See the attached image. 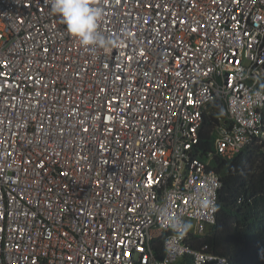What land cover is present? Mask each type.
I'll return each mask as SVG.
<instances>
[{"label":"built area","instance_id":"1","mask_svg":"<svg viewBox=\"0 0 264 264\" xmlns=\"http://www.w3.org/2000/svg\"><path fill=\"white\" fill-rule=\"evenodd\" d=\"M93 3L111 50L51 0H0V264H229L190 241L215 221L210 161L264 135V0Z\"/></svg>","mask_w":264,"mask_h":264},{"label":"trees","instance_id":"2","mask_svg":"<svg viewBox=\"0 0 264 264\" xmlns=\"http://www.w3.org/2000/svg\"><path fill=\"white\" fill-rule=\"evenodd\" d=\"M258 87L264 91V79ZM203 125L194 151L205 160L213 149L215 114L205 115ZM219 156L210 161L221 180L216 221L190 243L207 245L229 264H264V140L245 146L233 158ZM180 263L191 264L187 256Z\"/></svg>","mask_w":264,"mask_h":264},{"label":"clouds","instance_id":"3","mask_svg":"<svg viewBox=\"0 0 264 264\" xmlns=\"http://www.w3.org/2000/svg\"><path fill=\"white\" fill-rule=\"evenodd\" d=\"M51 8L52 11L55 14H58L61 18L63 24L65 25L66 32L77 40L81 47L94 51L96 49L111 50L116 45V40L106 37L99 31L100 22L104 18L105 10L103 7L94 4L93 0H51ZM205 115H209V111H206L203 114V122L199 129L200 133L203 129L202 126L204 124ZM262 130H264V125L262 126ZM263 140L264 135H260L259 140L253 141L250 144L254 142L259 143ZM211 194L212 193L210 191L208 195ZM193 198L202 209L207 210L211 208L214 210L213 201L209 200L207 195L204 196L200 202H198L195 197ZM215 221L207 225L205 232L208 231V227L214 224ZM171 227L175 236L182 239L192 228V224L189 222L185 223L183 228H181L179 222H177L176 224L171 225ZM168 243V241L165 242L166 249Z\"/></svg>","mask_w":264,"mask_h":264},{"label":"bare ground","instance_id":"4","mask_svg":"<svg viewBox=\"0 0 264 264\" xmlns=\"http://www.w3.org/2000/svg\"><path fill=\"white\" fill-rule=\"evenodd\" d=\"M242 150V149H241ZM220 157V156H219ZM218 205V204H217ZM212 226V225H211ZM209 230V229H208Z\"/></svg>","mask_w":264,"mask_h":264},{"label":"rangeland","instance_id":"5","mask_svg":"<svg viewBox=\"0 0 264 264\" xmlns=\"http://www.w3.org/2000/svg\"><path fill=\"white\" fill-rule=\"evenodd\" d=\"M202 127H204V125ZM205 128H206V126H205Z\"/></svg>","mask_w":264,"mask_h":264}]
</instances>
